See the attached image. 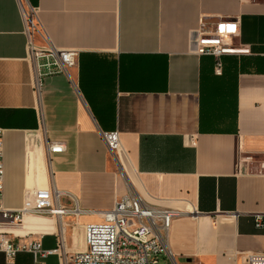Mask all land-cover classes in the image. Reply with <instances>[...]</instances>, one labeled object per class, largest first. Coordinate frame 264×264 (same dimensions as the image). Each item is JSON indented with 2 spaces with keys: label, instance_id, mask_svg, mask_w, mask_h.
Masks as SVG:
<instances>
[{
  "label": "crops",
  "instance_id": "0c3cea01",
  "mask_svg": "<svg viewBox=\"0 0 264 264\" xmlns=\"http://www.w3.org/2000/svg\"><path fill=\"white\" fill-rule=\"evenodd\" d=\"M32 8L37 45L45 34L79 51L38 94ZM222 21L240 51L216 74L195 39ZM106 131L118 132L115 152ZM0 140L6 208L45 189L86 211L27 215L5 226L15 243L82 250L84 226L135 193L178 213L167 243L179 264H247L243 253H264V0H0ZM53 141L65 150L50 153ZM58 253H0V264H59Z\"/></svg>",
  "mask_w": 264,
  "mask_h": 264
},
{
  "label": "built area",
  "instance_id": "2783aa9c",
  "mask_svg": "<svg viewBox=\"0 0 264 264\" xmlns=\"http://www.w3.org/2000/svg\"><path fill=\"white\" fill-rule=\"evenodd\" d=\"M37 13L34 8L27 13L28 24V54L34 61L32 85L38 94L46 76L65 73L78 63L79 51L74 48H59L43 34V44L34 42ZM233 21H222L215 29L199 30L195 39L196 52L200 55L214 57L216 74L223 72V56L236 54L240 49L233 44L232 38L236 33ZM107 147L115 152L119 147L117 131L103 132ZM48 150L63 152L65 145L62 142L48 143ZM259 172H264V159L258 162ZM4 179L5 162L3 144L0 140V253L9 261L16 258L20 251H29L34 254L47 255L58 253L62 247L45 250L38 240L29 243H15L11 237V230L6 225H20L27 215H64L72 213L79 215L82 210L79 206L67 208L58 202L61 192L52 190L35 191L26 198L20 209H10L4 206ZM98 213V212H97ZM101 221L87 223L84 226L85 247L82 250L66 253L59 252V264H179L167 243V235L172 220L178 213L172 209L155 208L147 205L135 193H130L107 210L98 213ZM257 227H264V215H256ZM247 264H264V253H243Z\"/></svg>",
  "mask_w": 264,
  "mask_h": 264
}]
</instances>
